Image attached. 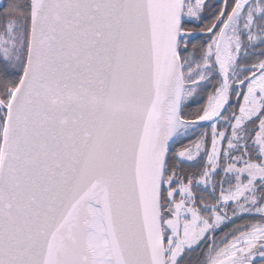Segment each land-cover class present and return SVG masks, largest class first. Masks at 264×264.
Returning <instances> with one entry per match:
<instances>
[{
  "label": "snow or ice",
  "instance_id": "obj_1",
  "mask_svg": "<svg viewBox=\"0 0 264 264\" xmlns=\"http://www.w3.org/2000/svg\"><path fill=\"white\" fill-rule=\"evenodd\" d=\"M0 264H264V0H0Z\"/></svg>",
  "mask_w": 264,
  "mask_h": 264
}]
</instances>
